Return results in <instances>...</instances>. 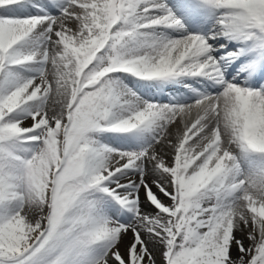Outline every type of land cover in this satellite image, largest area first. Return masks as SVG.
I'll return each mask as SVG.
<instances>
[{"label":"snow or ice","instance_id":"1","mask_svg":"<svg viewBox=\"0 0 264 264\" xmlns=\"http://www.w3.org/2000/svg\"><path fill=\"white\" fill-rule=\"evenodd\" d=\"M0 264H264V0H0Z\"/></svg>","mask_w":264,"mask_h":264}]
</instances>
